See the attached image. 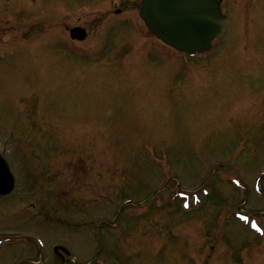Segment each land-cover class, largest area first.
Instances as JSON below:
<instances>
[{
	"label": "rangeland",
	"instance_id": "obj_1",
	"mask_svg": "<svg viewBox=\"0 0 264 264\" xmlns=\"http://www.w3.org/2000/svg\"><path fill=\"white\" fill-rule=\"evenodd\" d=\"M129 1L90 0L63 9L57 25L0 0V152L17 182L0 198V232L41 235L42 264H74V255L81 264L97 255L106 264H264V177L262 194L254 183L264 175V0L256 34L244 1L222 0L226 37L186 60L152 37L135 43L144 48L135 56L114 54L142 36L139 20L134 33L120 22L132 17ZM76 24L90 37L74 44L65 39ZM95 35L110 47L96 61L83 57ZM171 175L198 198L206 189L185 212L169 200L173 189L160 190ZM127 211L136 220L119 229ZM86 220L101 222L99 232ZM38 248L26 237L0 250V264L36 261Z\"/></svg>",
	"mask_w": 264,
	"mask_h": 264
},
{
	"label": "water",
	"instance_id": "obj_2",
	"mask_svg": "<svg viewBox=\"0 0 264 264\" xmlns=\"http://www.w3.org/2000/svg\"><path fill=\"white\" fill-rule=\"evenodd\" d=\"M140 15L158 37L188 53L209 47L210 38L224 26L214 0H142ZM3 167L0 159V194L8 192L13 185Z\"/></svg>",
	"mask_w": 264,
	"mask_h": 264
},
{
	"label": "snow or ice",
	"instance_id": "obj_3",
	"mask_svg": "<svg viewBox=\"0 0 264 264\" xmlns=\"http://www.w3.org/2000/svg\"><path fill=\"white\" fill-rule=\"evenodd\" d=\"M253 226L255 227V224Z\"/></svg>",
	"mask_w": 264,
	"mask_h": 264
}]
</instances>
